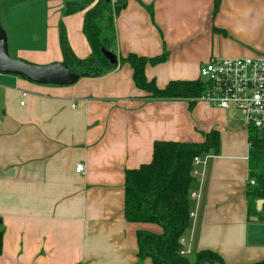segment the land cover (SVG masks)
Here are the masks:
<instances>
[{"label":"crops","instance_id":"0c3cea01","mask_svg":"<svg viewBox=\"0 0 264 264\" xmlns=\"http://www.w3.org/2000/svg\"><path fill=\"white\" fill-rule=\"evenodd\" d=\"M28 1L26 15L8 21L15 58L63 62L60 25L78 13L84 21L86 10L66 15V0ZM6 9L10 17L14 9ZM115 31L118 56L168 53L165 63L146 68L163 88L199 79L212 57L264 52V0H221L217 12L214 0H127ZM81 34L83 25L68 41L88 58ZM147 97L129 64L68 86L0 73V264H153L138 257L136 232L160 228L125 218V171L149 163L157 140L202 142L213 129L219 152L192 183L200 197H191L196 216L186 248L213 250L225 264L264 260V244L248 241L249 224L264 222L248 216L247 126L208 102Z\"/></svg>","mask_w":264,"mask_h":264},{"label":"trees","instance_id":"16d2710c","mask_svg":"<svg viewBox=\"0 0 264 264\" xmlns=\"http://www.w3.org/2000/svg\"><path fill=\"white\" fill-rule=\"evenodd\" d=\"M221 0H214L217 12ZM127 5L107 0H66V15L86 10L83 33L91 47L88 58L78 57L61 32L63 62L72 70L103 75L116 69L120 64H129L133 69V80L137 89L147 93L148 99H185L194 105L207 90V83L196 80H170L163 88L155 79L146 75L148 65H159L168 60V53L146 57L135 53L117 55L115 18ZM102 49L118 56V63L112 64ZM249 148V185L246 196L248 216L264 222V204L257 209V201L264 200V134L253 126H247ZM220 147V132L213 129L204 134L202 142L157 140L153 146V156L149 163L138 168L126 169L124 183V215L127 221L148 223L159 226V231L140 228L136 232L138 257L150 258L153 264H225L222 256L209 249L200 250L195 259L182 256L180 242L191 224V186L194 159L197 156L217 154ZM254 180V184L250 183ZM4 229L0 222V254L3 252ZM264 264V260L246 263Z\"/></svg>","mask_w":264,"mask_h":264},{"label":"built area","instance_id":"2783aa9c","mask_svg":"<svg viewBox=\"0 0 264 264\" xmlns=\"http://www.w3.org/2000/svg\"><path fill=\"white\" fill-rule=\"evenodd\" d=\"M200 78L207 83V90L197 101L225 110H237L246 126H253L264 134V52L246 57H212L200 67ZM209 157H195L194 177L202 174L201 168ZM76 170L84 172L85 165L77 164ZM250 183L255 182L250 180ZM190 196L198 199L200 194L192 191ZM195 216V212L190 213L191 219ZM180 242V254L189 256L191 250L186 248L185 238Z\"/></svg>","mask_w":264,"mask_h":264},{"label":"water","instance_id":"95a60500","mask_svg":"<svg viewBox=\"0 0 264 264\" xmlns=\"http://www.w3.org/2000/svg\"><path fill=\"white\" fill-rule=\"evenodd\" d=\"M112 0H107L110 2ZM120 3L122 0H116ZM103 54L112 64L118 63V56L102 49ZM0 73L24 77L38 85L68 86L76 84L86 74L72 70L64 62H54L39 65L14 59L9 54L8 35L0 21ZM96 76V74H91ZM264 200L257 201V209L261 210ZM248 241L250 244H264V223H252L248 226Z\"/></svg>","mask_w":264,"mask_h":264},{"label":"rangeland","instance_id":"374dc122","mask_svg":"<svg viewBox=\"0 0 264 264\" xmlns=\"http://www.w3.org/2000/svg\"><path fill=\"white\" fill-rule=\"evenodd\" d=\"M115 1L116 0H112L113 3ZM28 4H29L28 0H5L3 3H0V21H1V24H2L3 28L5 29V31L7 32V35H8L9 54L14 59H17V58H15L14 53L12 51L10 26H9L8 21L11 19H13V20L22 19L23 16L26 15V12H28V9H29ZM6 7L9 8V10L11 8L14 9V12L10 15V17L6 16L4 14V11L2 10V9H5V12H6L7 11ZM16 10H19L17 13L18 14L17 17H12V15L15 14ZM81 16H82L81 13H78V14L73 15V16H69L66 18L67 21L70 20L69 25L67 26V24H66L67 21H65L63 25H60L61 32H62V29H64V32H65L64 34H65V37L67 40L70 38V36L75 37V35L80 34V31H81L82 25H83V19H81ZM82 37L85 38L83 35H82ZM217 56H219V55H217ZM233 57H235V56H233ZM236 57H238V56H236ZM24 61L29 62L27 60H24ZM29 63H31V62H29ZM39 65H46V64H39ZM231 111L234 113V115L239 117V121L241 123L245 124V122L242 119L243 116L240 112H238L237 110H231ZM195 257H196L195 252L190 253V255H189L190 259L193 260V259H195Z\"/></svg>","mask_w":264,"mask_h":264}]
</instances>
